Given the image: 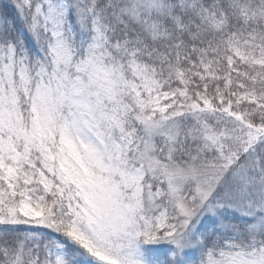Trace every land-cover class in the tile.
<instances>
[{
    "label": "snow or ice",
    "instance_id": "6c2138e0",
    "mask_svg": "<svg viewBox=\"0 0 264 264\" xmlns=\"http://www.w3.org/2000/svg\"><path fill=\"white\" fill-rule=\"evenodd\" d=\"M0 264H264V0H0Z\"/></svg>",
    "mask_w": 264,
    "mask_h": 264
}]
</instances>
